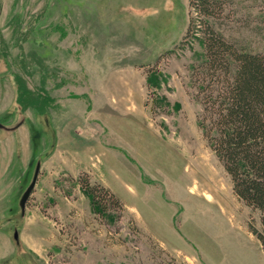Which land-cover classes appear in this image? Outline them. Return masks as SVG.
<instances>
[{
    "label": "rangeland",
    "instance_id": "rangeland-1",
    "mask_svg": "<svg viewBox=\"0 0 264 264\" xmlns=\"http://www.w3.org/2000/svg\"><path fill=\"white\" fill-rule=\"evenodd\" d=\"M224 1L216 30L264 52V0ZM192 18L189 0H0V264H264L199 125ZM19 78L51 99L21 104Z\"/></svg>",
    "mask_w": 264,
    "mask_h": 264
},
{
    "label": "trees",
    "instance_id": "trees-1",
    "mask_svg": "<svg viewBox=\"0 0 264 264\" xmlns=\"http://www.w3.org/2000/svg\"><path fill=\"white\" fill-rule=\"evenodd\" d=\"M224 3L189 0L197 19L190 20L184 39L198 34L205 48L206 58L193 72L205 93L199 125L230 177L233 192L256 214L249 228L264 249V52L244 51L216 30L211 18ZM19 79L21 104L51 99L45 90L32 89ZM85 184L99 211L120 206L119 198L106 188L97 190Z\"/></svg>",
    "mask_w": 264,
    "mask_h": 264
},
{
    "label": "water",
    "instance_id": "water-1",
    "mask_svg": "<svg viewBox=\"0 0 264 264\" xmlns=\"http://www.w3.org/2000/svg\"><path fill=\"white\" fill-rule=\"evenodd\" d=\"M0 127H5L2 123H0ZM40 167H41V164L40 162L37 164V167H36V170H35V173H34V176H33V179L30 183V185L27 187V189L25 190V192L23 193L21 199H20V208L22 210V213L24 214L25 210H26V205H27V202L31 196V193L36 185V182H37V179H38V176H39V172H40ZM18 236V233L16 232L15 234V237L17 238Z\"/></svg>",
    "mask_w": 264,
    "mask_h": 264
},
{
    "label": "bare ground",
    "instance_id": "bare-ground-1",
    "mask_svg": "<svg viewBox=\"0 0 264 264\" xmlns=\"http://www.w3.org/2000/svg\"><path fill=\"white\" fill-rule=\"evenodd\" d=\"M195 188H198V185H197V184L194 185V189H195ZM210 196H211L210 194H207V197H208V198H210Z\"/></svg>",
    "mask_w": 264,
    "mask_h": 264
}]
</instances>
